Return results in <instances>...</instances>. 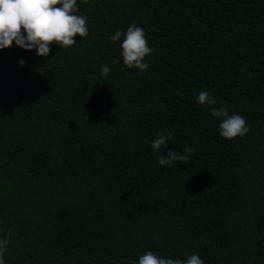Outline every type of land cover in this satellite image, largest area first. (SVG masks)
<instances>
[{
    "label": "trees",
    "instance_id": "16d2710c",
    "mask_svg": "<svg viewBox=\"0 0 264 264\" xmlns=\"http://www.w3.org/2000/svg\"><path fill=\"white\" fill-rule=\"evenodd\" d=\"M79 13L89 34L71 47L0 50L6 264H133L149 249L264 264V0H88ZM132 22L154 49L142 74L107 39ZM202 90L249 132L221 138ZM161 130L172 139L153 153ZM184 146L187 163L157 165Z\"/></svg>",
    "mask_w": 264,
    "mask_h": 264
},
{
    "label": "clouds",
    "instance_id": "9594fccd",
    "mask_svg": "<svg viewBox=\"0 0 264 264\" xmlns=\"http://www.w3.org/2000/svg\"><path fill=\"white\" fill-rule=\"evenodd\" d=\"M88 0H79L87 3ZM78 0H0V50L15 46L24 50H35L41 58L48 57L50 45L60 49L73 46L76 41L74 36L80 38L89 34L88 17L79 13ZM107 39L113 43L119 42V57L123 66L136 69L137 74H142L148 69L149 57L154 49L147 43L145 31L135 22L130 23L123 32L116 29L108 35ZM116 61L113 60L112 63ZM18 63L22 66L24 61ZM111 69L107 64L100 65L97 79L107 80ZM96 79V80H97ZM194 103L207 105L211 117L218 123L217 134L224 139L231 140L244 137L250 130L245 118L237 112L229 113L226 107H213L217 101L208 91L197 93ZM171 131H158L150 142L153 153H159L171 141ZM177 152L175 147L168 149L167 155L157 156L158 166H172L173 163L191 160L193 149L189 146ZM9 245L8 233L0 237V264H6L5 252ZM133 264H205L196 252L185 253L183 259L172 256L158 255L152 250H145L138 255Z\"/></svg>",
    "mask_w": 264,
    "mask_h": 264
}]
</instances>
